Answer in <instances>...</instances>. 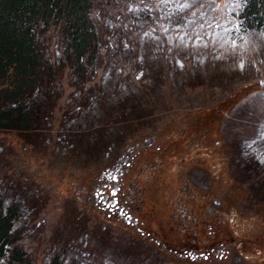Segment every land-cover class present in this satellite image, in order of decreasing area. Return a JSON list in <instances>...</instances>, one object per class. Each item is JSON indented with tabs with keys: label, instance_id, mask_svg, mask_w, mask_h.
<instances>
[{
	"label": "rangeland",
	"instance_id": "1",
	"mask_svg": "<svg viewBox=\"0 0 264 264\" xmlns=\"http://www.w3.org/2000/svg\"><path fill=\"white\" fill-rule=\"evenodd\" d=\"M234 1L113 6L99 21L94 89L61 83L34 96L28 135L0 131L28 251L119 264L140 244L134 264L146 250L151 264H264V191L244 161L258 160L264 180V37L243 33Z\"/></svg>",
	"mask_w": 264,
	"mask_h": 264
},
{
	"label": "trees",
	"instance_id": "2",
	"mask_svg": "<svg viewBox=\"0 0 264 264\" xmlns=\"http://www.w3.org/2000/svg\"><path fill=\"white\" fill-rule=\"evenodd\" d=\"M125 1L0 0V131H16L28 135L33 124L39 120L37 115L41 106L33 101L34 96L49 94L50 90L57 89L61 83L75 88L71 81L76 83L80 80L90 91L94 89L90 84L94 78V66L97 60L100 62L98 53L103 51L101 45H106V42L100 43L99 21L103 24L109 21L107 17L113 6L123 14V8L130 0ZM234 3L235 8H231L232 17L238 19V26L243 33L261 34L264 37V0H235ZM47 40L49 49L53 40L58 42V58L52 50L50 57L46 55ZM230 137L232 149L241 147L240 144L233 143V138ZM0 151V264H91L87 253L68 247L57 249L49 259L45 258V253H32L24 247L22 238L25 227L17 225V222L25 216L26 210L19 197L12 195L14 191L8 186L12 180L11 174H15L10 165L12 152L10 148L8 152ZM235 151L240 153L238 149ZM253 159H244L246 168L252 170L254 175L249 183L250 187L255 191L262 187L264 191V180L256 174L260 164L257 159ZM239 182L241 183L240 180ZM37 209L35 217L42 215L43 207L39 205ZM99 235L101 239H105L102 233ZM105 236L110 237L107 232ZM120 249L118 245L114 248L118 253ZM142 249L140 244L128 246V254L125 256L130 262L119 264H134L130 254H142ZM144 252L141 255L143 259H140L143 262L138 264H151L148 261L149 252ZM177 259L179 262L183 261ZM239 260L235 264L251 263L244 257Z\"/></svg>",
	"mask_w": 264,
	"mask_h": 264
}]
</instances>
